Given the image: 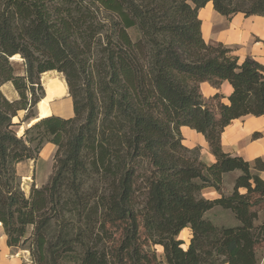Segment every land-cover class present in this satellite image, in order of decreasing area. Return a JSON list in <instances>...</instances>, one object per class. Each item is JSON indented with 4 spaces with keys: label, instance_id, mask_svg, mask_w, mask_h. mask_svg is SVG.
Masks as SVG:
<instances>
[{
    "label": "trees",
    "instance_id": "1",
    "mask_svg": "<svg viewBox=\"0 0 264 264\" xmlns=\"http://www.w3.org/2000/svg\"><path fill=\"white\" fill-rule=\"evenodd\" d=\"M208 3L227 18L264 17V0H0V87L11 82L19 95L0 90L8 247L28 250L32 264H146L152 246L167 264H259L264 162L225 153L221 134L234 119L264 116V65L205 42L198 12ZM48 71L63 75L73 116L42 117L18 136L12 118L20 109L34 118ZM224 81L227 97L202 95V83ZM183 127L204 137L214 162L183 144ZM44 143L57 147L53 172L25 195L17 165ZM206 187L219 197H202ZM216 206L237 223L209 220Z\"/></svg>",
    "mask_w": 264,
    "mask_h": 264
},
{
    "label": "crops",
    "instance_id": "2",
    "mask_svg": "<svg viewBox=\"0 0 264 264\" xmlns=\"http://www.w3.org/2000/svg\"><path fill=\"white\" fill-rule=\"evenodd\" d=\"M198 16L202 22L201 30L205 42L210 44L221 43L231 48L233 54L238 56L240 60L250 57L264 65V17H245L242 14H237L228 19L217 13L211 3L200 9ZM200 91L205 98H209L215 93L227 97L231 93L232 88L226 81L218 89L204 82L200 85ZM54 115L70 118L73 113L71 115L69 111L66 116L58 113ZM181 133L183 144L186 147L194 148L196 144L200 147L199 160L202 163L208 165L214 162V156L210 153L209 146L201 134L188 127H183ZM221 144L225 153L242 158L250 166H253L254 160L257 158L264 162V116L246 115L232 120L221 134ZM235 172L238 171L227 173L223 178ZM259 176L264 180V171L260 172ZM200 195L207 199L219 197V193L212 187L203 188ZM218 208L221 207L216 206L210 211L219 210ZM228 214H230V211ZM180 235V238L185 242L186 237L190 238L191 232L186 228L181 231ZM3 237L5 240L6 236L3 235ZM185 243L187 245L189 240ZM259 264H264V253L260 257Z\"/></svg>",
    "mask_w": 264,
    "mask_h": 264
},
{
    "label": "rangeland",
    "instance_id": "3",
    "mask_svg": "<svg viewBox=\"0 0 264 264\" xmlns=\"http://www.w3.org/2000/svg\"><path fill=\"white\" fill-rule=\"evenodd\" d=\"M229 19V18H228ZM131 38H136L137 32L134 29L129 30ZM231 49V48H230ZM232 50V49H231ZM233 51V50H232ZM14 61L20 60V57H13ZM53 79L52 86L55 85L59 80H64L63 75L58 73L57 71H48L46 74H42L40 78L41 85L43 87V91L46 92V88L44 86V81ZM65 81V80H64ZM66 83V82H65ZM1 92L9 101H15L19 99V95L17 91L14 89L11 82H6L0 87ZM64 95V96H62ZM61 97V98H59ZM45 98H41L38 101L37 109L36 105L32 107L31 112L34 115V118H27V114L30 112L26 109H20L16 112V115L13 116L12 121H19L20 123H12V129L16 132L17 135H21L23 128L28 125L34 123L42 117H46L49 115H54L57 113L63 116H66L70 111L72 115V104L71 98L69 99L67 87L62 94L60 93L56 99L52 101H45ZM67 100V101H66ZM60 101V102H59ZM59 102V104H57ZM37 114V115H36ZM186 131V130H184ZM196 147L200 149V147L196 144ZM57 147L50 143H44L42 148L36 155L34 159H30L27 161H23L17 165V171L19 176L21 177V189L25 195L30 193L32 187H41L45 183H47L49 177L51 176L54 169V157ZM239 175V171L235 173L228 174L223 178V182L221 185V191L224 195H228L231 193L234 185V180ZM219 210H213L207 213V218L213 221L216 225H227L233 226L237 223L233 214L229 211H225L221 208ZM230 215V216H229ZM261 215V213H260ZM4 232L0 226V264H32L29 258L28 250L23 249H15L10 248L6 245V238L4 240L3 237ZM182 235V234H181ZM190 238L186 237L185 242ZM152 252L146 254V264H167L164 258L163 250L158 246H152ZM68 264H77L75 262H69Z\"/></svg>",
    "mask_w": 264,
    "mask_h": 264
},
{
    "label": "bare ground",
    "instance_id": "4",
    "mask_svg": "<svg viewBox=\"0 0 264 264\" xmlns=\"http://www.w3.org/2000/svg\"><path fill=\"white\" fill-rule=\"evenodd\" d=\"M18 55L14 56L17 57ZM64 79V78H63ZM65 80V79H64ZM64 80H59L55 85L52 86L53 79H49L44 81V86L46 88V95H45V101H52L54 98L58 97L59 94L62 92L64 93L66 89V83Z\"/></svg>",
    "mask_w": 264,
    "mask_h": 264
},
{
    "label": "water",
    "instance_id": "5",
    "mask_svg": "<svg viewBox=\"0 0 264 264\" xmlns=\"http://www.w3.org/2000/svg\"><path fill=\"white\" fill-rule=\"evenodd\" d=\"M45 95H46V92L44 91L43 97H45ZM43 97H42V98H43ZM36 109H37V105H36ZM37 114H38V109H37ZM37 114H36V115H37ZM39 120H40V119H39ZM39 120H37V121H39ZM37 121H35V122H37ZM35 122H34V123H35ZM12 123H20V122H19L18 120H17V121H14V120H13ZM34 123L28 125L27 127H25V129L28 128L29 126L33 125ZM25 129L23 128L21 135L24 133V130H25ZM21 135H18V136H21Z\"/></svg>",
    "mask_w": 264,
    "mask_h": 264
}]
</instances>
